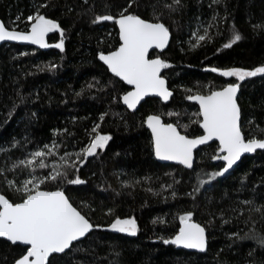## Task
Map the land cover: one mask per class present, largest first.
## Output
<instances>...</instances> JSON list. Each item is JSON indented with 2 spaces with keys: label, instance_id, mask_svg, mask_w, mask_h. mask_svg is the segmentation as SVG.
Returning <instances> with one entry per match:
<instances>
[{
  "label": "trees",
  "instance_id": "16d2710c",
  "mask_svg": "<svg viewBox=\"0 0 264 264\" xmlns=\"http://www.w3.org/2000/svg\"><path fill=\"white\" fill-rule=\"evenodd\" d=\"M165 2L171 0H140L134 10L146 19L152 18L153 5H157V13L163 12L172 41L168 50L159 54L172 65L163 70V76L174 95L167 104L147 99L135 113L128 111L119 99L129 88L97 58L100 51L119 46L118 28L112 22L91 23L94 13L105 14L109 8L116 15L126 0H88V4L83 0H51L42 12L65 29L64 52L54 47L46 51L13 44L0 47V146L9 148L13 138L20 142L10 153H0V168H10L12 161L24 159L53 140L60 145L58 156L65 151H79L88 143L97 123L102 134L113 137L97 157H89L81 168L79 175L86 183L65 185L74 206L102 228L78 245L80 251L54 256L53 264H264V247L256 239L233 235H253L248 206L240 202L254 200L257 206L264 204V150L244 158L224 177L193 192L198 187L196 173L206 180L205 173L218 171L223 164L211 160L217 143L196 153L191 170L161 164L152 154L151 134L143 124L150 114H161L165 122L176 123L178 118L167 113L178 112L180 125H189L187 134L200 135L202 129L190 124L196 119L193 113L198 107L186 99V90L207 94L210 88L219 90L228 83H239L238 103L245 135L264 138V75L237 82L210 71L213 67L252 70L264 65V30L253 28L264 24V0H223L211 7V0H183L184 7L173 13L162 7ZM40 3L49 0H0V19L12 27L20 16V21H16L18 30H27L26 18ZM215 13L219 14L214 22L218 28L209 29L212 39L193 47V32L199 29V34H203L204 28L213 23ZM233 31L239 32L242 39L224 49L223 44ZM59 39V33H51L49 44ZM49 65L58 67L48 70ZM90 83L94 85L91 89ZM105 112L107 116L101 122L100 116ZM65 129L69 134H64ZM180 131L183 134L184 128ZM52 162L50 158L48 163ZM29 171L8 172L7 178L23 181L29 178ZM44 171L37 169L36 174ZM168 185L172 188L168 189ZM173 190L177 193L175 198L171 195ZM0 193L19 199L9 190L4 177H0ZM187 193H193L195 199ZM108 209H114V214L122 218L134 216L138 234L129 236L106 230L114 218L106 214ZM185 211H193L194 220L207 228L209 243L204 253L178 249L160 239L174 235L178 216ZM251 215L256 221L255 234L264 235V219L258 213ZM157 218L164 222L154 224ZM21 251L22 248L0 239V264H13Z\"/></svg>",
  "mask_w": 264,
  "mask_h": 264
},
{
  "label": "snow or ice",
  "instance_id": "6c2138e0",
  "mask_svg": "<svg viewBox=\"0 0 264 264\" xmlns=\"http://www.w3.org/2000/svg\"><path fill=\"white\" fill-rule=\"evenodd\" d=\"M50 2L51 0L49 3H40L35 12L27 16L25 21L28 25L27 30H18L16 21H20V16L13 21L12 27L0 21V42H22L36 45L41 49L54 47L64 52L65 29L56 19L49 18L42 12V9L49 7ZM83 2L88 4V0ZM222 2L223 0H211L209 7ZM139 4L140 0H126L125 6H122L116 15H113L109 8L105 14L94 13L91 19L94 25L112 22L118 27L119 46L107 52L100 51L97 58L114 77L131 86V90L124 91L119 99L123 105L127 106V109L133 112L137 111L138 105L145 100V97H158L163 102H168L173 97L168 81L161 75L162 70L172 65L159 54L169 45L170 28L163 22V12H156L157 5L152 6V18L146 19L134 10V6L138 8ZM105 7L109 6L105 5ZM162 7L169 13H173L184 7V4L183 0H171L170 3L165 2ZM218 15V13L213 15V23H209L208 27L204 28L203 34H199V29L193 33L196 37L193 47L212 39L209 29L214 26L218 28V25L214 23ZM253 28L264 30V24L253 25ZM50 33H59V42L49 44L47 38ZM241 39V34L233 31L228 42L223 44V48L229 49ZM153 50H159L154 58L150 56ZM57 67V65H49L48 70H55ZM210 71L218 72L223 77H235L238 81H244L246 78L264 75V65L252 70L241 67L226 69L213 67ZM93 87V84H88L89 89ZM239 89V83H228L219 90L210 88L207 94L199 91L193 93L192 89L186 90L189 93L186 99L199 106L198 111L193 113L196 119L190 120V124H197L202 129L200 135L190 137L187 134L189 125H180L181 113L178 112L167 113L168 116L175 115L178 118L176 123L165 122L161 114H150L143 121L150 130L151 151L157 161H171L183 165L186 169H193L195 151L202 145L211 147L210 142H218L211 160L222 161L223 164L218 171L205 173L208 176L206 180L200 179V173H196L198 187H194L193 192H198L200 188L218 177H224L234 165H237L244 154L256 153L258 149L264 150V138L246 136L242 128L241 107L238 103ZM82 92L77 95H81ZM11 116L10 111L8 118L10 119ZM105 116H107L106 112L101 114V122ZM100 127L99 123L92 127L88 143L79 151H65L58 156L60 145L53 140L51 144H44L43 147L28 153L24 159L12 161L10 168H0V177H4L9 190L19 197L13 200L6 194L0 193V238L10 242L11 246L22 248L13 264H53L55 259L53 254L67 255L73 250L80 251L78 245L89 238L96 229L102 228L74 206L65 189V185L86 183L80 178L81 168L88 162L89 157H97L100 154L99 150H104L113 139L110 134H102ZM181 127L184 128L183 134L180 131ZM54 134L60 135L59 132ZM64 134H69L67 129L64 130ZM19 143L13 138L9 148L0 146V153H10L12 149L19 146ZM50 158L53 161L51 164L48 163ZM24 169L30 170L29 178L23 181L7 178L8 172L15 173L17 170L22 172ZM37 169L46 171L37 175ZM125 186L131 185L125 184ZM167 188L171 189L172 185H168ZM148 191L151 189L149 188ZM171 195L175 198L176 191L173 190ZM187 195L195 199L193 193H187ZM240 203L248 206L250 213L248 220L253 223L251 230L253 235L250 236L247 233L243 237H240L238 233L233 235L239 239H256L257 243L264 247V235L255 234L256 221L251 215L258 213L261 219H264V204L257 206L254 200H244ZM106 214L114 217L106 230L129 236H136L139 232L137 219L134 216L122 218L114 214V209H108ZM240 214L243 215V210ZM193 217V211L180 214L178 230L170 238L161 237L162 242L166 245L206 252L209 243L207 228L196 222ZM158 221L159 218L153 223Z\"/></svg>",
  "mask_w": 264,
  "mask_h": 264
},
{
  "label": "water",
  "instance_id": "95a60500",
  "mask_svg": "<svg viewBox=\"0 0 264 264\" xmlns=\"http://www.w3.org/2000/svg\"><path fill=\"white\" fill-rule=\"evenodd\" d=\"M0 21H2L1 19H0ZM118 28V27H117ZM171 33V32H170ZM50 35H51V33L49 34V36H48V38H47V41H48V43H49V37H50ZM171 41H172V34H171V38H170V41H169V45H168V47L167 48H165L164 50H163V52L162 53H164V52H166L167 50H168V48L170 47V45H171ZM6 44H13V45H19V46H24V47H30V48H33V49H36V50H40V51H46V50H48L49 48H46V49H41V48H39L38 46H36V45H31V44H27V43H22V42H9V41H5V42H0V47L1 46H3V45H6ZM154 52H158L159 53V50H153L151 53H150V56L152 55V53H154ZM162 53H160V54H162ZM101 62V61H100ZM102 63V62H101ZM103 64V63H102ZM105 66V65H104ZM161 75L163 76V70H162V73H161ZM119 79V78H118ZM166 79V78H165ZM126 85V84H125ZM128 88H129V90L128 91H130L131 90V86H128V85H126ZM169 87V86H168ZM170 89V88H169ZM171 90V89H170ZM172 91V90H171ZM173 92V91H172ZM239 93H240V89H239V91H238V97H239ZM173 95H174V92H173ZM147 99H159L158 97H154V96H150V97H145V100L144 101H141V104L140 105H138V107H137V111L139 110V108H140V106L147 100ZM172 99V98H171ZM170 99V100H171ZM160 100V99H159ZM170 100L168 101V102H163L164 104H167V103H169L170 102ZM192 104H194V105H196L197 107H199L198 106V104H196L195 102H193V101H190ZM126 108H127V106L126 105H124ZM128 111H130V112H132V113H135V112H137V111H135V112H133L132 110H129V109H127ZM147 128V127H146ZM148 131L150 132V130L148 129ZM151 134V133H150ZM211 144H213V143H217L218 144V142H210ZM206 146H208V145H202V146H200L196 151H195V153H194V164H195V161H196V153L199 151V150H201L202 148H204V147H206ZM261 151H263V150H257V152H261ZM256 152V153H257ZM256 153H251V154H244V156H242V158H241V160L240 161H238L237 162V164H239L244 158H246V157H251V156H253V155H255ZM159 163H161V164H168V165H175V166H183V165H178V164H176L175 162H171V161H158ZM220 162H222V161H220ZM223 163V162H222ZM235 166L236 165H234V167H233V169L235 168ZM184 167V166H183ZM186 169V168H185ZM233 169H231L229 172H231ZM187 170H191V169H187ZM226 174H228V173H226ZM225 174V175H226ZM0 239H2V240H5L4 238H0ZM6 241V240H5ZM10 243V242H9ZM171 246H174V245H171ZM174 247H176V248H178V249H182V250H185V251H188V252H195V253H202V252H199V251H197V250H194V249H184V248H182V247H177V246H174ZM204 253V252H203ZM56 255H62V254H53V256H56ZM51 259V258H50Z\"/></svg>",
  "mask_w": 264,
  "mask_h": 264
},
{
  "label": "rangeland",
  "instance_id": "374dc122",
  "mask_svg": "<svg viewBox=\"0 0 264 264\" xmlns=\"http://www.w3.org/2000/svg\"><path fill=\"white\" fill-rule=\"evenodd\" d=\"M197 32V30H195L193 33H196ZM190 39H192V40H196V37L195 36H193V34H192V37H190ZM226 78H233V79H235L237 82H241V81H238L235 77H226ZM138 234V233H137Z\"/></svg>",
  "mask_w": 264,
  "mask_h": 264
}]
</instances>
